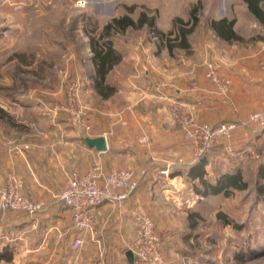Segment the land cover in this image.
Wrapping results in <instances>:
<instances>
[{"label":"rangeland","instance_id":"rangeland-1","mask_svg":"<svg viewBox=\"0 0 264 264\" xmlns=\"http://www.w3.org/2000/svg\"><path fill=\"white\" fill-rule=\"evenodd\" d=\"M125 14L136 21L145 14L147 19H155L156 28L165 32L174 29L169 35L172 51L146 23L104 34L110 20ZM222 17L236 18L241 29L249 28V36L224 45L217 42L211 21ZM177 18L182 19L184 27H192L186 47L179 45L176 37ZM88 33L95 39L105 35L104 39H112L121 49L152 51L149 63L156 70L158 83L171 87L174 95L183 96L174 101L185 103L181 109L191 113L193 123L234 121L239 125L231 138L219 139L205 152L214 154L218 161H208V174H217V167L220 172L239 168L248 186L203 200L185 186L181 200L171 196L165 201L171 212L164 223L166 230L160 231L166 232L165 241L171 251L166 249L164 253L171 264H264V107L232 105V79L227 74L232 65L220 60L223 53L230 55L236 50L246 55L251 49L254 60L245 64L257 72L264 71V27L250 14L244 0H0V187L10 172L7 155H14L15 147L27 146L29 152L41 142L48 147L69 140L71 135L82 137L103 130L96 131L92 123L99 117L97 108L105 106L88 91L93 71ZM210 69L219 78L231 81L227 95L221 94L218 84L208 76ZM123 99L116 95L105 105L124 103ZM83 108L91 129L75 122L77 111ZM254 114L259 116L248 121ZM173 122L191 152L187 163L175 157L176 171L200 156L195 155L183 127ZM52 131L63 135L54 139L59 136H51L55 133ZM154 132L155 128L149 127L142 136L149 135V142L155 144L158 140L152 138ZM138 142L147 148L148 144L142 145L140 139ZM80 145H84L82 140ZM88 160L89 156L81 152V164ZM141 210L152 215L158 225L154 207ZM219 212L233 223L226 224L217 216ZM191 213L195 215L190 218ZM6 214L0 213V248L9 243ZM256 249H260L258 253L253 252ZM24 256L18 251L11 261L2 260L0 264H24Z\"/></svg>","mask_w":264,"mask_h":264},{"label":"crops","instance_id":"crops-1","mask_svg":"<svg viewBox=\"0 0 264 264\" xmlns=\"http://www.w3.org/2000/svg\"><path fill=\"white\" fill-rule=\"evenodd\" d=\"M246 6L250 14L256 17L249 10L247 3ZM229 19H235L233 29L240 37L249 36V28L241 29L236 18ZM261 24L264 27L262 22ZM212 31L216 41L222 45L234 40L222 38L213 28ZM114 47L120 52L121 59L107 75V84L113 89V93L103 97L97 92L94 86V65L89 76L88 91L94 93L105 106L97 108L96 114L99 117L94 118L92 123L96 131L100 128L103 130L84 135H105L108 149L98 151L87 146L80 135L75 138L71 135L69 140L50 144L48 147L43 142L35 144L32 150H26L24 155L16 154L15 151L14 155H7L10 171L15 172L23 181V192L33 200L45 203V208L36 217L25 211H7L6 220L10 236L7 239L15 255L18 251L23 252L24 264H91L98 257H103L107 264H131L126 251L130 249L138 233L134 211L154 207L157 226L161 228L157 230L161 235L164 234V237L166 232L161 231L166 230L164 223L166 217H169L168 212H171L165 201L171 196L176 201L181 200L185 194V186H189L192 194L202 200L209 195L220 194H204L198 191L195 183H199V179L193 180L187 176V169L198 160L191 161L187 167L184 166L183 174L171 175L175 157L187 163L185 160L191 153L190 147L181 141L180 132L176 130L170 115L172 101L183 96H176L171 87L166 88L158 84L156 70L151 68V62L149 63L153 59L152 51L146 53L132 51L128 47ZM250 51L252 50L248 49L249 53L241 55L235 50L231 51L230 55L223 53L220 57L222 63L229 62L232 65L227 74L232 79L231 102L236 108L257 105L264 107V71L257 72L249 64H245V61L254 60L255 55ZM116 95H122L124 103H110L106 106L108 99L115 98ZM149 127L155 128L156 132L151 136L158 141L155 144L154 141L149 142L147 148H143L138 140ZM52 132L55 133L50 132L51 136H59L54 139H60L63 135ZM81 140L83 146L80 145ZM81 152L89 156L87 163L81 164ZM97 161L107 169H134L140 179V188L122 202L110 201L97 207V236H86L83 246L77 250L73 247V240L79 232L72 225V212L57 196L66 188L71 171L85 170ZM206 161V178L215 181L220 174L227 172H220L217 167V174H208V161L211 164L218 161L211 153L207 154ZM166 170L168 171L164 172ZM34 224L38 226L34 228ZM167 244L164 238L163 251H171ZM164 264H171L166 254Z\"/></svg>","mask_w":264,"mask_h":264},{"label":"built area","instance_id":"built-area-1","mask_svg":"<svg viewBox=\"0 0 264 264\" xmlns=\"http://www.w3.org/2000/svg\"><path fill=\"white\" fill-rule=\"evenodd\" d=\"M210 79L218 84L221 94L230 91L231 81L228 78H219L214 69L208 71ZM163 86L161 82L158 83ZM171 115L182 127L186 138L194 146L195 155L201 156L209 151L221 138H231L233 132L239 127L234 121H225L217 125L209 123L195 124L191 113L182 110L185 103L173 100ZM187 109V107H186ZM259 115H252L248 121L256 119ZM87 111H77L75 122L77 125L91 129L86 119ZM142 145L149 143V135L140 138ZM27 146L15 147L16 154L24 155ZM168 170L164 171L167 172ZM142 173H145L142 171ZM23 181L13 171L7 175L5 183L0 187V213L7 211H25L36 217L45 208L43 201H36L22 190ZM140 188V179L132 168H105L101 162H93L85 170H73L69 175L66 188L57 196L72 212V225L79 235L73 240V247L81 249L86 236L96 238L95 211L97 207L106 202H122L133 192ZM133 215L138 226L137 236L130 248L134 251L135 264H164L163 235L157 230L155 219L144 210L134 211ZM38 225L34 224V228ZM165 238V237H164ZM91 264H107L103 257L95 258Z\"/></svg>","mask_w":264,"mask_h":264},{"label":"trees","instance_id":"trees-1","mask_svg":"<svg viewBox=\"0 0 264 264\" xmlns=\"http://www.w3.org/2000/svg\"><path fill=\"white\" fill-rule=\"evenodd\" d=\"M249 10L256 16V18L264 24V0H244ZM149 24L152 28L155 29V35L168 44L169 51H172L173 44L172 38L169 35L173 34L174 29L165 32L155 26V19H147L145 14H142L138 21L134 20L130 15L125 14L120 17H115L110 20L104 26V34H107L112 29H116L117 31L125 30L130 26H137L143 24ZM183 21L180 18H177L174 22L175 30H177L180 42L179 45L186 47L188 45L187 37L191 28L184 27L182 24ZM235 23V19H229L227 17H222L220 19H214L211 21L212 28L216 31V33L222 38L232 40V39H240L241 37L234 31L233 26ZM188 24V23H186ZM110 33V32H109ZM89 36V46L92 51L91 61L95 67L96 75L94 78V86L97 92L103 96L108 97L113 93V89L107 84V75L110 70L116 65L120 59V52L114 47V42L112 39H104L105 35H100L98 39L92 36L91 33H88ZM166 36H168L166 38ZM165 37V38H164ZM104 39V41H101ZM2 110V109H0ZM3 111V110H2ZM82 139V138H81ZM208 153H203L198 161L194 165H192L189 169H187V176L193 180L196 178L199 179V183H195V188L204 193H225L230 194L232 190H244L247 188L248 183L244 180L242 176V172L239 169L234 171L225 172L218 176L215 181L210 180L205 177L207 173L206 166V156ZM183 167L181 169H173L171 175H180L183 174ZM264 173V170H263ZM203 186V187H202ZM202 187V188H201ZM195 215V213H191L190 218ZM221 219L224 220L226 224L233 223L227 215L223 212H219L218 215ZM164 239V237H163ZM260 249H256L253 251L254 253H258ZM262 253H264V246L261 249ZM14 255V250L12 246L8 243L5 246L0 248V262L2 260L11 261Z\"/></svg>","mask_w":264,"mask_h":264},{"label":"water","instance_id":"water-1","mask_svg":"<svg viewBox=\"0 0 264 264\" xmlns=\"http://www.w3.org/2000/svg\"><path fill=\"white\" fill-rule=\"evenodd\" d=\"M81 138L86 143L87 146L94 147L98 151H106L108 149L107 137L105 135H100L95 137L82 136ZM126 256L131 264L135 263L136 256L131 248L126 251Z\"/></svg>","mask_w":264,"mask_h":264}]
</instances>
